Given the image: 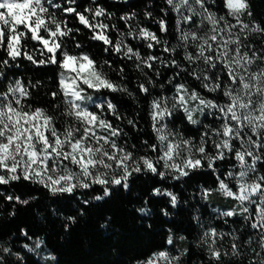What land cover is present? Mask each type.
Instances as JSON below:
<instances>
[{"label": "snow or ice", "instance_id": "1", "mask_svg": "<svg viewBox=\"0 0 264 264\" xmlns=\"http://www.w3.org/2000/svg\"><path fill=\"white\" fill-rule=\"evenodd\" d=\"M164 2L163 16L155 18L147 10L144 15L158 24L161 33H167L169 26L165 17L173 13L175 45L139 22L133 24L135 12L120 17L126 31L117 28L109 22L113 14L96 0H92L94 7L86 6L82 11L77 0H0V51L4 53L0 56V79L7 80L2 69L20 58L34 65L58 66L61 69L59 91L50 95L53 99L61 97L63 108L60 104L55 107L61 109L62 117L72 121L62 130L58 129L56 116L42 107L26 104L37 85L26 84L19 78L8 80L5 89L0 90V185L23 179L41 184L56 194L98 184L103 187L104 196H108L109 185L127 188L133 173L147 171L161 179L167 175L179 180L206 165L216 173L217 187L204 188L202 198L206 200L217 192L234 201L232 207L217 210V217L227 223V218L241 216L255 236L253 246V235L242 241L236 230L224 232L207 227L201 242L209 264H224L225 258H239L241 264L245 259L247 264H264V173L257 167L264 164V26L255 20L246 22L245 17L253 15L249 0H220L224 14L214 11L209 0ZM215 4L216 0H211V5ZM57 10L62 16L57 15ZM68 16L88 29L92 40L102 42L105 52L112 51L122 59L134 61L149 84L154 81L145 69L158 77L159 70L154 66L159 64L177 69L169 83L186 72L200 82L205 92L218 93L223 100L204 96L195 88L189 90L184 83L175 84L170 97L163 94L154 97L149 106V119L156 143H143L157 155L136 158L126 141H118L124 130L107 118L109 115L117 121L124 118L117 106L109 99L97 102L88 92H127V88L111 80L103 65L89 53L75 52L66 46V39L73 38L74 48H82L74 40L80 29L69 26ZM113 31L118 33L115 40L110 34ZM255 34L260 37L259 47L250 40ZM129 38L143 41L149 54L142 55L128 43ZM29 43L34 46L30 48ZM157 48L168 58L152 54L151 50ZM178 50H182L187 67L175 59ZM104 64L111 66L109 61ZM138 88L141 93L149 94L145 83H139ZM176 111H182L191 125L201 123L194 118L196 114H207L215 117L218 126L204 125L205 131L198 140L185 137L178 129L169 127ZM127 123L136 127L131 119ZM229 158L235 160L232 169L218 173L217 161ZM154 194L167 195L173 206L177 203V196L172 192L162 193L156 188ZM6 199L19 201L20 198L8 195ZM226 238L227 250L223 245ZM167 243H173L171 236ZM9 255L16 256L18 262L22 259L10 247L0 246V264H7ZM179 262V255L164 250L152 253L140 264Z\"/></svg>", "mask_w": 264, "mask_h": 264}, {"label": "trees", "instance_id": "2", "mask_svg": "<svg viewBox=\"0 0 264 264\" xmlns=\"http://www.w3.org/2000/svg\"><path fill=\"white\" fill-rule=\"evenodd\" d=\"M96 3L113 14L109 22L123 31H126V28L120 17L135 12L136 20L133 24L139 22L142 26L150 28L171 45L177 43L173 13L169 12L165 17L169 26L167 33H161L158 24L144 15L147 10L151 11L155 18L163 16L161 9L166 7L164 0H96ZM77 4L81 11L86 6H95L92 0H77ZM209 4L218 14H224L220 0H216L215 5H211L209 0ZM249 5L253 15L250 18L245 17L246 22L255 20L264 26V0H249ZM57 15L62 16L58 10ZM67 19L70 27L80 29L74 35V40L80 43L82 48H74L73 38L66 39V46L75 52L89 53L99 65H103V71L111 80L127 88V92H88L93 99H109L117 106L118 113L124 118L119 121L111 115L107 118L124 130V135L118 138V141H126L136 158L142 155H157L143 143H156L149 119V106L154 97L162 94L170 97L174 94V85L184 83L189 90L195 88L204 96L223 100L218 93L205 92L200 87V82L186 72H181L169 83L177 69L159 64L154 66L159 70L158 77L145 69L154 81V84H149L144 74L136 69L134 61L122 59L112 51L105 52V45L92 40L88 29L79 25L72 16ZM110 34L114 40L118 37L115 31ZM250 40L257 47L260 46L258 34L251 36ZM128 43L138 48L142 55L149 54L150 50L143 41L129 38ZM33 46L29 43L30 48ZM151 51L152 54L168 58L159 48ZM3 55L0 51V56ZM175 59L187 67L182 50H178ZM104 61H109L111 66L104 64ZM2 70L5 71L7 80L0 79V90L5 89L8 80L19 78L26 84L31 82L37 86L32 89V96L26 104H31L33 108L42 107L56 116L58 129L62 130L66 123H72L71 118L60 115L63 108L61 97L53 99L50 95L51 92L59 91L61 69L58 66L34 65L20 58L14 63L10 62V66ZM139 83H145L149 87V94L139 91ZM56 104H60L61 109L56 108ZM129 119L135 121V128L127 123ZM200 121L199 125H191L182 111L176 112L172 119L178 130L197 140L205 131L204 125L218 126L215 117L207 114L200 116ZM132 145H135L134 149L131 148ZM234 164L235 160L230 158L217 161V172L226 173ZM257 167L264 173V164H258ZM127 183V188L109 185L108 196H104L103 187L98 184L87 189L78 187L72 193L56 194L41 184L23 179L9 185H0V246L10 247L22 258L18 262L16 257L6 256L7 264H137L146 260L152 253L162 250L179 253L181 264H209L205 246L201 242L202 232L209 226L224 232L236 230L242 241L253 235V246L255 244L254 230L248 227L243 217L227 218V223L224 218L217 217V210L232 207L234 201L217 192H213L206 200L202 198L204 188L217 187L216 173L206 165L179 180L167 175L161 179L159 175L142 171L133 173ZM156 188L161 189L162 193L175 194L176 205L170 203V197L167 195L154 194ZM8 195L20 199L9 201L6 199ZM96 196H103V199L97 200ZM70 217L73 219H69ZM25 232L27 236L23 235ZM170 236L172 244L167 243ZM38 242L40 247H36ZM25 244L32 245L35 250H28L24 247ZM223 245L227 250V238ZM44 250L48 251L49 255H45ZM224 264H241V261L239 258H225ZM243 264H247V259Z\"/></svg>", "mask_w": 264, "mask_h": 264}, {"label": "rangeland", "instance_id": "3", "mask_svg": "<svg viewBox=\"0 0 264 264\" xmlns=\"http://www.w3.org/2000/svg\"><path fill=\"white\" fill-rule=\"evenodd\" d=\"M94 100H96V101L98 102L100 99H94ZM176 112H178V111H176ZM174 115H175V114H174ZM174 115H173V117L171 118V120L169 121V127H170V128H173V129H178V128L175 126L176 124H174V123L172 122V119L174 118ZM194 118L200 120V115H199V114H196V116H195ZM179 131H180V130H179ZM184 136H185V137H188V136H186V135H184ZM210 150H211V148H210ZM72 167H73V170H77V169H75L74 166H72ZM40 246H41V244H39V247H40ZM29 248L35 250V247H33L32 245H29ZM29 248H27V249L29 250ZM162 251H164V250H162ZM167 251H169V252H170L171 254H173V255H179V256H180V254L177 253V252L170 251V250H167ZM14 253H16V252H14ZM43 253H44L45 255H49L48 251H46V250H44ZM19 256H20V255H19ZM13 257H16V256H13ZM140 262H141V261H140ZM140 262H138L137 264H140ZM179 264H181V261L179 262Z\"/></svg>", "mask_w": 264, "mask_h": 264}]
</instances>
